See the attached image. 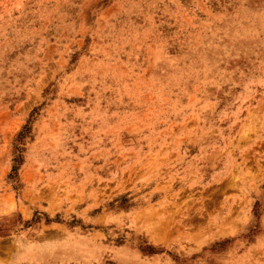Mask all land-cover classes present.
I'll return each instance as SVG.
<instances>
[{"label": "rangeland", "instance_id": "rangeland-1", "mask_svg": "<svg viewBox=\"0 0 264 264\" xmlns=\"http://www.w3.org/2000/svg\"><path fill=\"white\" fill-rule=\"evenodd\" d=\"M0 264H264V0H0Z\"/></svg>", "mask_w": 264, "mask_h": 264}]
</instances>
